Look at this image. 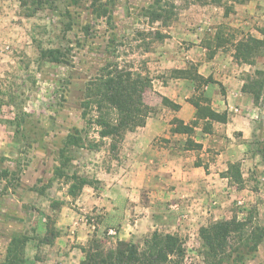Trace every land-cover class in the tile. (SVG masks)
Here are the masks:
<instances>
[{"label": "rangeland", "instance_id": "374dc122", "mask_svg": "<svg viewBox=\"0 0 264 264\" xmlns=\"http://www.w3.org/2000/svg\"><path fill=\"white\" fill-rule=\"evenodd\" d=\"M48 1L35 16L26 17L20 0H0V264L16 235L30 238L25 256L33 264H80L84 256L81 247L90 239L96 237L106 249L119 241V227L114 226L112 231L105 228L102 212L80 210L77 198L68 195L65 180L54 176L67 135L76 129H87L82 117L86 88L107 63L133 67L152 78V86L143 89L144 100L152 109L149 115L162 112L164 107L177 111L163 103V96L154 93L158 83L155 78L160 85L175 78L174 69L197 68L195 61L181 63L186 60L183 54L174 52L175 44L179 52L195 39L205 46V41L220 31L225 38L224 50L234 53V43L247 36L261 37L259 30L264 25V0H224L222 5L186 4L178 0L176 16L167 26L160 21L151 22L145 15L155 0H79L77 4L72 0ZM156 30L168 37L158 40L153 32ZM41 46L61 49L62 62L41 60ZM209 54L210 50L207 58ZM233 61L237 63L234 58ZM239 65L240 77L245 82L255 70H264V54L254 64ZM196 86L195 81L188 79L182 82L180 94L188 100L202 93L212 104L214 86L209 83L199 90ZM218 88L225 92L222 85ZM256 108L250 137L225 136V143L217 147H237V156L229 163L240 164L243 187L229 182L205 212L198 211L203 220H196V214L190 215L197 211H182L181 219L175 221L165 212L167 218L159 217L162 223L157 227L137 233L128 241L141 246L155 230L178 234L186 243L183 264H206L200 252L202 226L234 216L242 219L250 210L264 225L263 99ZM21 120L24 124L20 128ZM202 123L188 137L195 141ZM97 131L98 127L93 125L81 133L85 143L72 150L70 172L98 179L100 173L106 175V169H118L114 160L121 161L119 153L124 141L117 142L113 150L111 140H102ZM243 141L245 145L238 147L237 142ZM94 143L99 144V149L90 148ZM101 188L100 182L96 193ZM64 206L73 214H81L72 218L74 222L80 218L101 227L83 240L76 238L80 232L71 230L74 223L64 220ZM224 264H264V240L243 259L238 260L234 254Z\"/></svg>", "mask_w": 264, "mask_h": 264}, {"label": "trees", "instance_id": "16d2710c", "mask_svg": "<svg viewBox=\"0 0 264 264\" xmlns=\"http://www.w3.org/2000/svg\"><path fill=\"white\" fill-rule=\"evenodd\" d=\"M178 0H155L145 10V15L151 22H162L170 25L176 16ZM186 4H213L222 5L224 0H181ZM26 17L35 16L48 4V0H20ZM79 0H72L77 4ZM99 10V9H98ZM101 13V12H100ZM261 37L247 36L233 44V58L239 64H254L257 57L264 54V25L260 28ZM158 40H164L168 35L161 31H153ZM205 46L210 50L209 57H213L216 50L225 45L224 34L217 31L211 39L205 41ZM147 51H150L147 49ZM40 59L47 62H62V51L59 48H39ZM173 77L192 79L197 83L196 90L203 85L217 82L212 76L205 77L198 72V68L174 69ZM152 86V78L133 67H120L118 63H107L99 76L91 80L86 88L87 94L83 99L82 117L86 127H98V135L102 140H111L110 148L115 150L117 142H121L128 131H134L144 126L152 109L144 100V88ZM242 91L252 96L257 106L264 100V70L257 69L254 74H249L242 86ZM165 105L176 110L180 105L166 96L162 97ZM196 109L195 118L189 123H184L179 118L172 121L171 131L191 135L195 127H200L202 132L211 133L215 122L226 123L229 113L217 111L211 104V99L202 93L188 99ZM19 127L23 126V120ZM83 129L84 132L87 130ZM82 129L67 135L64 147L60 150V161L54 168V176L63 178L68 184V195L78 198L85 186L97 190L100 180L82 175L77 171L70 172L73 161L72 150L83 147L84 139ZM187 149H200L201 143L195 142L191 137L186 141ZM92 149H99V144L94 143ZM8 175V171H4ZM223 176L243 187L244 179L239 163H229ZM60 204H64L63 202ZM257 214L250 210L244 218L237 216L231 219L213 221L199 229L201 242L200 252L206 264H224L234 254L238 260L246 254L256 251L264 240V225ZM30 238L27 235L12 237L7 248V255L3 264H33L26 259V245ZM84 254L80 264H183L186 256L185 240L178 234L163 233L155 230L147 236L140 246L135 242L119 240L115 247L106 249L95 237L81 247Z\"/></svg>", "mask_w": 264, "mask_h": 264}, {"label": "crops", "instance_id": "0c3cea01", "mask_svg": "<svg viewBox=\"0 0 264 264\" xmlns=\"http://www.w3.org/2000/svg\"><path fill=\"white\" fill-rule=\"evenodd\" d=\"M175 38L173 34L172 39ZM200 41L195 39L188 48L182 47V52L175 44L174 52L183 54L186 62L183 60L181 63L195 61L199 74L205 77L212 75L218 81L211 83L214 86L212 106L217 111L227 110L229 120L226 123L215 122L211 133L198 128L200 132L195 142L201 143L202 148L187 149L188 134L172 132L171 119L177 117L187 124L195 118V107L187 96L180 94L182 82L186 83L188 79L171 78L158 85L160 80L155 78L158 83L154 93L168 97L180 108L173 111L164 107L162 112L149 115L144 126L128 131L123 139L124 148L119 153L121 161L114 160L118 169H106V175L100 173V192L85 186L76 201L81 206L80 210L102 212L105 228L119 227L120 231H116L119 240L128 241L137 233L157 227L162 223L159 217L167 218L165 212L173 217V221L181 219L182 211L188 214L205 212L220 190L229 185V179L222 174L229 161L237 156V147H217L225 143V136L236 138L241 135L248 139L253 131L257 108L252 96L242 91L244 80L240 77V65L233 61V50L225 51L223 46L213 57L207 58L208 48ZM220 85L224 87V93L218 88ZM244 141L237 142L238 147L244 146ZM69 210H63L64 220L68 224L74 223L70 225L71 230H79L76 238L83 240L101 227L97 222L88 224L80 218L74 222L72 218L76 215L81 217V214H73ZM199 212L190 215L196 214V220H203Z\"/></svg>", "mask_w": 264, "mask_h": 264}]
</instances>
